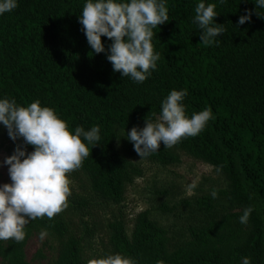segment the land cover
Wrapping results in <instances>:
<instances>
[{
    "label": "trees",
    "instance_id": "16d2710c",
    "mask_svg": "<svg viewBox=\"0 0 264 264\" xmlns=\"http://www.w3.org/2000/svg\"><path fill=\"white\" fill-rule=\"evenodd\" d=\"M198 2L166 0L169 21L154 28L152 37L160 58L142 83L121 77L104 53L90 51L78 22L84 0H17L15 9L0 15V97L22 105L39 100L70 129L99 125L101 135L81 167L67 174L77 188L68 206L51 219L30 220L23 241H0L1 264H95L89 256L95 211L103 203L120 204L144 162L173 164L182 155L219 169L227 183L215 188L217 197L209 192L185 203L194 222L178 236L147 210L135 215L129 232L122 220L109 221L93 250L95 261L119 253L135 264H240L244 256L264 264V18L253 11L250 22L236 26L254 0H205L216 5L214 20L225 28L219 44L208 46L192 23ZM257 11L264 17V9ZM101 39L107 47L110 40ZM172 89H187L186 115L210 108L214 118L197 136L172 148L161 144L140 159L122 136L133 125L143 127L145 117L159 118L160 101ZM0 136L8 137L3 126ZM249 205L253 211L241 224ZM73 213L84 234L71 229ZM42 229L57 243L55 251L46 257L38 249L28 260L27 241Z\"/></svg>",
    "mask_w": 264,
    "mask_h": 264
},
{
    "label": "clouds",
    "instance_id": "9594fccd",
    "mask_svg": "<svg viewBox=\"0 0 264 264\" xmlns=\"http://www.w3.org/2000/svg\"><path fill=\"white\" fill-rule=\"evenodd\" d=\"M223 2V0H220ZM254 9H245L236 26L251 21L253 11L264 18L257 9H264V0H254ZM17 7V0H0V15ZM216 5L199 0L195 5L192 23L196 25L205 45L219 44V34L225 32L223 24L214 17ZM169 21L166 0H84L78 22L93 54L104 53L113 72L142 83L157 68L160 53L154 51L153 29ZM110 40L105 46L101 37ZM187 89H172L160 101V115L156 120L144 118V126L133 125L122 137L132 143L140 159L156 153L161 144L172 148L181 140L195 137L204 130L214 116L210 108L185 113L183 103ZM0 126L7 136L16 142L10 155L4 156L0 165L7 166L10 182L0 183V241L25 239V226L30 220L51 219L68 206L71 195L70 178L67 175L79 169L89 156V148L100 144V126L70 129L67 121L56 111L39 100L27 105L14 98L0 97ZM119 140V139H118ZM32 150L28 151L27 146ZM219 171V169H217ZM197 187L193 180L187 185L189 194ZM218 192L213 188L211 198ZM253 207L244 208L239 222L246 224ZM47 230L39 233L43 241ZM95 264H135L119 253L97 258ZM240 264H251L244 256Z\"/></svg>",
    "mask_w": 264,
    "mask_h": 264
},
{
    "label": "rangeland",
    "instance_id": "374dc122",
    "mask_svg": "<svg viewBox=\"0 0 264 264\" xmlns=\"http://www.w3.org/2000/svg\"><path fill=\"white\" fill-rule=\"evenodd\" d=\"M15 143L9 137L0 136V161L4 156L12 153ZM69 178L72 192L77 189L76 183L70 176ZM193 180L197 182V187L192 194H189L187 185ZM5 182H10L7 166L0 165V183ZM226 183L224 175L212 165L186 155H182L180 161L173 164L144 162L141 175L134 177L127 184L124 200L120 204L103 203L102 206H99V210L95 211L98 227L92 234L93 243L91 254H89L91 261L95 262L93 250L100 247L101 244L98 242L105 235L106 225L109 221L122 220L129 232L135 215L140 211L147 210L151 219L165 229L169 235L178 236L191 222H194L185 203L194 202L196 197L211 192L213 188H223ZM69 197H72V194ZM69 197H67L68 201ZM161 204H165L171 210H161L159 207ZM71 217L73 219L71 229L84 234L82 222L76 218V213L71 214ZM44 242L46 243L44 244ZM47 245L50 246V249L47 248ZM56 245L57 243L49 237H45L41 241L38 235H34L27 241L24 252L28 260H31L38 249L48 257L54 253ZM44 262H46L45 259L38 264H44Z\"/></svg>",
    "mask_w": 264,
    "mask_h": 264
}]
</instances>
